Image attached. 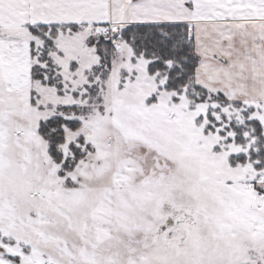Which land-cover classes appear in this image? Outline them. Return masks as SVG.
Wrapping results in <instances>:
<instances>
[{
    "label": "snow or ice",
    "instance_id": "obj_1",
    "mask_svg": "<svg viewBox=\"0 0 264 264\" xmlns=\"http://www.w3.org/2000/svg\"><path fill=\"white\" fill-rule=\"evenodd\" d=\"M0 264H264V0H0Z\"/></svg>",
    "mask_w": 264,
    "mask_h": 264
}]
</instances>
